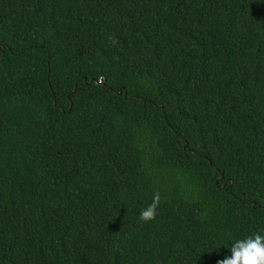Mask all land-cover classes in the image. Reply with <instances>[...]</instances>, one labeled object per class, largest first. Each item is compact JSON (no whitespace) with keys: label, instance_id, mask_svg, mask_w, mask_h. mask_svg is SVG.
<instances>
[{"label":"trees","instance_id":"trees-1","mask_svg":"<svg viewBox=\"0 0 264 264\" xmlns=\"http://www.w3.org/2000/svg\"><path fill=\"white\" fill-rule=\"evenodd\" d=\"M257 232L264 0H0V264H219Z\"/></svg>","mask_w":264,"mask_h":264},{"label":"clouds","instance_id":"clouds-1","mask_svg":"<svg viewBox=\"0 0 264 264\" xmlns=\"http://www.w3.org/2000/svg\"><path fill=\"white\" fill-rule=\"evenodd\" d=\"M160 200L159 193L153 197V202L141 211L140 219L149 222L155 219L156 209ZM219 264H264V234L255 233L235 240L230 248V255Z\"/></svg>","mask_w":264,"mask_h":264}]
</instances>
